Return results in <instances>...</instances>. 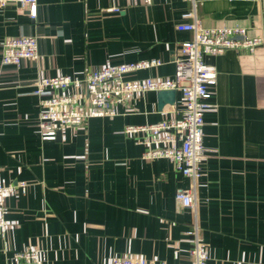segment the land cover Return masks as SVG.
Here are the masks:
<instances>
[{
    "label": "crops",
    "instance_id": "obj_1",
    "mask_svg": "<svg viewBox=\"0 0 264 264\" xmlns=\"http://www.w3.org/2000/svg\"><path fill=\"white\" fill-rule=\"evenodd\" d=\"M189 10L204 26L237 24L264 38V0H38L35 19L11 1L0 11V178L28 182L7 197L13 222L0 237V264L40 245L48 264H190L194 227L208 244V264H264V43L205 56L217 79L196 182L166 158H144L146 146L125 131L173 114L177 103L160 108L157 92L135 94L114 117L55 125L54 138L38 126L33 91L42 76L82 78L106 62L159 58L162 65L129 77H172L180 44L192 37L176 27ZM22 34L38 36L40 58L1 64L2 42ZM192 184L195 207L179 206L177 190Z\"/></svg>",
    "mask_w": 264,
    "mask_h": 264
},
{
    "label": "built area",
    "instance_id": "obj_2",
    "mask_svg": "<svg viewBox=\"0 0 264 264\" xmlns=\"http://www.w3.org/2000/svg\"><path fill=\"white\" fill-rule=\"evenodd\" d=\"M11 1H19L27 8L32 19L37 17L38 0H0V11ZM133 1V0H127ZM150 3L151 0H142ZM195 3L196 0H182ZM119 11L117 5L110 7ZM184 21L177 24L179 31L192 33V37L181 42L174 58L172 77L130 78L138 71L163 64L159 58H147L117 64H107L92 69L80 78L67 74L42 76L33 93L39 99V119L43 138H54L53 124L57 126L81 124L89 117L117 116V105L132 99L135 94L149 91L175 89L182 95L177 102L175 114L157 122L142 125H127L125 131L146 149V159L166 158L177 171L196 182L202 176V161L206 155L204 146V114L211 108V86L216 83L215 66L205 61L206 55L222 54L227 49L247 48L253 51L264 43L262 37H250L248 28L241 25L204 26L194 10L182 14ZM40 58L39 38L22 34L11 36L2 42L1 64L20 67L23 59L37 61ZM60 90L62 93L59 94ZM49 128L50 130H45ZM166 132L160 136L161 132ZM168 143V146H160ZM28 182L4 183L0 180V231L5 233L11 225L8 218L7 197L17 191H25ZM175 199L179 206L194 208L196 191L192 186L178 189ZM193 246L190 264H208L209 249L199 229L191 231ZM8 264H48V251L32 246L14 251ZM106 264H167L165 261L146 257L114 258Z\"/></svg>",
    "mask_w": 264,
    "mask_h": 264
},
{
    "label": "water",
    "instance_id": "obj_3",
    "mask_svg": "<svg viewBox=\"0 0 264 264\" xmlns=\"http://www.w3.org/2000/svg\"><path fill=\"white\" fill-rule=\"evenodd\" d=\"M178 100V92L175 89H165L157 91V101L161 108L164 104L174 105ZM60 137V133H57V138Z\"/></svg>",
    "mask_w": 264,
    "mask_h": 264
},
{
    "label": "rangeland",
    "instance_id": "obj_4",
    "mask_svg": "<svg viewBox=\"0 0 264 264\" xmlns=\"http://www.w3.org/2000/svg\"><path fill=\"white\" fill-rule=\"evenodd\" d=\"M24 61H26V59H23L22 63H23ZM110 63H113V62H106L105 64H102V65H100V66H98V67H95V68H92V69H98V68H100V67H102V66H105V65H107V64H110ZM153 92L156 94L157 91H153ZM178 95L181 96L182 93L179 91V92H178ZM118 105H119V104H118ZM172 115L174 116L175 114H172ZM38 126L41 127V126H40V122H39V125H38ZM52 129L55 130V124H53ZM48 130H50V129L47 128V129L45 130V132L48 131ZM165 134H166L165 131H164V132H161V133H160V136H164ZM168 145H169L168 143H162L160 146H168ZM144 147H145V146H144ZM145 148H146V147H145ZM178 173L180 174L181 177L186 178V177H184V175H183L180 171H178ZM0 180L3 181L4 183H6V182H5L4 180H2L1 178H0ZM189 186H190V185H189ZM187 187H188V185H187ZM19 192H20V190L17 191V192H15L14 194H15V195H18ZM10 195H12V194H10ZM13 212H14V211L10 208V210H9V215H8L9 220L11 219V216H12ZM10 222H11L10 227H12V222H13V221L10 220ZM2 234H3V233H1V231H0V237H1ZM203 240L205 241L204 238H203ZM205 242H206V241H205ZM206 244H207V242H206ZM207 245H208V244H207ZM40 247H42V245H40ZM26 248H29V247H25L24 249H26ZM15 251H16V250H15Z\"/></svg>",
    "mask_w": 264,
    "mask_h": 264
}]
</instances>
